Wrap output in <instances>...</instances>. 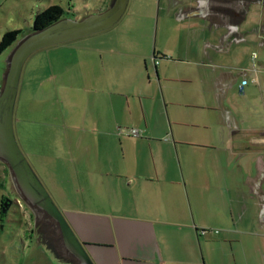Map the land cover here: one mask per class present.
I'll list each match as a JSON object with an SVG mask.
<instances>
[{"label": "crops", "instance_id": "0c3cea01", "mask_svg": "<svg viewBox=\"0 0 264 264\" xmlns=\"http://www.w3.org/2000/svg\"><path fill=\"white\" fill-rule=\"evenodd\" d=\"M114 1L102 0L103 8L89 14L105 11ZM167 5V14L174 11L180 22L182 47L188 53H197L196 61L201 68H216L210 78L218 85L232 89L241 78L237 69L251 67V56L256 53L263 71L256 77L251 74L250 81L240 88L249 95L264 94L253 87L246 88L252 81L264 87V0H170ZM139 44L131 40L126 49L135 51ZM64 46L67 45H58L57 53L53 54L52 66L56 65V70H52L51 76L57 82L60 99L70 108L65 110L68 113L57 111V121L62 120L67 125L66 120L75 123L80 118L84 120V126L69 125L68 131L67 126H57L66 132L57 127L44 130L38 141L40 147L57 148V151L28 152L38 166L45 165L41 168L46 172L45 179L57 180L55 197L60 209L87 245L95 264H199L193 244L194 228L196 233L199 229L204 231L207 223H213L211 220L219 219L221 215L214 206L204 209L197 195V214L189 213L185 189L189 182L195 184L206 177V158L189 156L186 149L181 148L196 145L204 152L206 149L213 151L217 148L211 142L216 138L228 148L234 143L232 137L223 132L212 137L210 132V138L205 142L207 133L190 132L191 139L200 140H186L173 123H170V133L163 126L158 134L147 122L145 99L152 90L161 88L164 93L162 77L166 66L158 68L160 63L154 64L158 86L155 82L132 76L133 60L122 67L119 76L113 74L111 63L115 64V59L112 56L122 51L96 45ZM157 54L160 59L167 57L164 53ZM6 72L7 69L0 85ZM71 89L85 94L112 93L121 99L119 103L115 100L106 102V109L79 114L74 108L78 99ZM132 95L137 98L133 107L127 105ZM42 116H51V111L45 110ZM119 124L141 126L144 130H140L141 136L130 137L120 133L123 128H118L117 132ZM16 125L18 118L15 116V129ZM57 130H60L57 143L51 144L46 135L53 136ZM43 160L52 162L53 169ZM208 163L212 164V160ZM29 230L47 241L37 226L35 230L30 226ZM60 236L62 239L61 232ZM51 245L57 252L55 245ZM187 246H190L189 253ZM65 249L71 256L65 261L80 264Z\"/></svg>", "mask_w": 264, "mask_h": 264}, {"label": "rangeland", "instance_id": "374dc122", "mask_svg": "<svg viewBox=\"0 0 264 264\" xmlns=\"http://www.w3.org/2000/svg\"><path fill=\"white\" fill-rule=\"evenodd\" d=\"M101 1L0 0V40L8 30H22L17 41L0 54V79L4 71H8L13 49L18 41L33 32L34 20L39 12L56 4L66 10L67 18L83 19L90 11L103 8ZM169 2L170 0H129L124 17L113 28L63 45H67L64 46L66 48L68 45H96L122 51L112 56L115 59V64L111 63L112 70L115 71L113 74L119 76L122 67L133 60L132 76L157 84L154 53L167 55L162 59L158 56V68L166 66L164 76L160 75L164 79V93L161 88L159 91L152 90L151 95L145 99V114L147 122L151 124L149 126L156 129L158 134L166 126L170 133V123H173L186 140H200L191 139L190 132L207 133L205 142L210 138L208 133L212 132L213 137L223 132L232 137L234 142L225 148L221 145V140L216 138L211 143L217 149H206L205 152L196 145H183L181 148L186 149L189 156L206 158V177L195 184L189 182L185 189L189 213L194 211L197 214V195L204 209L214 206L216 210H220L221 215L219 219L211 220L213 223H207L208 227L204 231L199 229L196 233L194 228L196 258H199V264H264V94L243 93L240 88L243 84H239L245 77L250 81L251 74L256 77L263 69L258 64L256 53H253L251 67H245L244 71L240 67L237 69L241 78L232 89L223 84L218 85L210 78L211 73H216V68H201L197 62V53H188L182 47L180 22L174 11L171 15L167 14L169 9L166 11ZM92 14L94 13L89 15ZM131 40L140 43L135 51L126 49ZM54 53H57V46L36 52L25 64L15 114L18 118L15 132L18 134L20 147L56 202L57 180L45 179L46 172L41 171L45 165L38 166L28 152L57 151V148L40 147L38 141L40 135H43L41 133L62 125L67 126L68 131L70 126H84V120L77 118L75 123L66 120L67 125L62 120L57 121V111L69 110L70 105L60 99L57 82L51 76L52 70H56V65L54 68L52 66ZM4 81L1 84L4 85ZM249 87L264 92V87L253 81L246 88ZM70 92L78 99L74 108L79 114L106 109V102L115 100L119 103L121 99L112 93L85 94L74 89ZM134 99L137 98H133V95L129 97L127 105L133 107ZM165 99L170 105L165 103ZM225 109L231 112H224ZM45 110H50L51 116L43 117ZM119 125L117 132L118 128L144 130L141 126L131 127L132 124ZM62 131L66 132L64 129ZM59 132L57 130V134L53 136L47 134V141L57 143ZM211 140L213 138L209 142ZM210 159L212 164L208 163ZM42 162H48V168L53 169L52 162ZM7 169V164L0 161V183L4 184L0 186V264H71L65 261L71 256L65 251L57 223L42 210L26 203L23 198L19 200L21 196L10 170ZM6 200H11L12 204L3 213ZM56 204L59 207L57 202ZM30 226L33 230L37 226L47 241L31 232ZM51 243L55 245L57 252ZM189 249L190 246H187L186 252L189 253Z\"/></svg>", "mask_w": 264, "mask_h": 264}, {"label": "water", "instance_id": "95a60500", "mask_svg": "<svg viewBox=\"0 0 264 264\" xmlns=\"http://www.w3.org/2000/svg\"><path fill=\"white\" fill-rule=\"evenodd\" d=\"M128 4L129 0H115L103 12L83 19L63 18L22 38L13 49L0 92V161L7 164L21 198L48 214L57 223L65 247L80 264L95 262L87 245L78 237L19 145L15 132L17 100L25 64L33 54L113 28L124 17ZM11 204V200L4 202L3 213L7 212Z\"/></svg>", "mask_w": 264, "mask_h": 264}, {"label": "trees", "instance_id": "16d2710c", "mask_svg": "<svg viewBox=\"0 0 264 264\" xmlns=\"http://www.w3.org/2000/svg\"><path fill=\"white\" fill-rule=\"evenodd\" d=\"M66 13V10L60 5H51L36 15L33 31H40L58 20L67 18ZM21 34L22 30L20 29L6 31L0 40V54L9 49L17 41ZM154 57L157 59L159 58L157 53L154 54ZM2 87L3 84L0 85V92ZM3 185L4 184L0 183V186Z\"/></svg>", "mask_w": 264, "mask_h": 264}, {"label": "built area", "instance_id": "2783aa9c", "mask_svg": "<svg viewBox=\"0 0 264 264\" xmlns=\"http://www.w3.org/2000/svg\"><path fill=\"white\" fill-rule=\"evenodd\" d=\"M154 60H155L156 64L159 63L157 58H154ZM242 70L244 71V69H242ZM245 75H246V73H245ZM247 82H248V80L245 77V79L243 81V85H245ZM120 133H124V134H126L127 136H130V137H139V136H141V131L139 129H137V128L125 129V130L122 129V130H120Z\"/></svg>", "mask_w": 264, "mask_h": 264}, {"label": "flooded vegetation", "instance_id": "af4514ba", "mask_svg": "<svg viewBox=\"0 0 264 264\" xmlns=\"http://www.w3.org/2000/svg\"><path fill=\"white\" fill-rule=\"evenodd\" d=\"M45 213V212H44Z\"/></svg>", "mask_w": 264, "mask_h": 264}]
</instances>
